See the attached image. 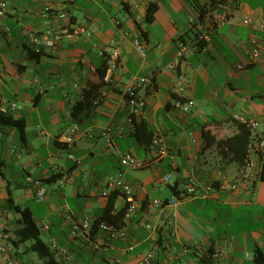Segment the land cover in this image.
Listing matches in <instances>:
<instances>
[{
  "label": "crops",
  "instance_id": "obj_1",
  "mask_svg": "<svg viewBox=\"0 0 264 264\" xmlns=\"http://www.w3.org/2000/svg\"><path fill=\"white\" fill-rule=\"evenodd\" d=\"M4 1L8 8L0 17V119L3 114L22 118L25 132L21 137L15 125L0 121V238L7 245V252L0 251V264H44L36 252L26 250L27 244L14 246L10 241L21 216L8 203L10 198L27 207L38 225L49 224L42 238L48 242L54 237L68 246L76 264H113L115 256L122 264H136L150 250L152 264H263L255 261L257 247L264 253L262 171L234 190L220 184L224 176L233 179L241 166L224 145L238 132L235 115L258 120V131L264 133V60L252 63L248 54L252 38L262 40L264 32L243 24L248 16L264 15V0H223L214 6L212 0ZM150 3L157 8L148 22ZM46 6L53 9L49 15L44 14ZM202 9L207 11L200 18ZM57 11H67L69 17L59 18ZM46 28H67L69 33L53 46L27 40L25 30ZM180 41L187 49L171 69ZM103 49L117 51L116 68L107 70L99 99L78 123L97 134L120 123L127 131L114 136V149L101 136L82 133L72 148L74 158H67L64 140L74 122L71 111L82 98L88 76L101 65ZM30 51H39V57ZM150 74L152 83L137 87L146 104L134 120L145 121L153 136L163 138L162 154L139 144L126 122L125 89ZM177 81L182 89L175 95ZM177 96L194 99V107L180 110L174 105ZM12 103L17 106L12 108ZM125 150L150 163L137 169L122 165ZM118 172L141 205L131 218H123L127 236L114 239L100 231L96 239L105 249L95 251L71 237L67 212L74 219L100 217L116 191L103 196L104 180ZM169 172L171 180L163 182ZM190 177L198 187L195 197L165 208L153 205L174 192L182 194ZM34 179L47 187L42 201L35 199ZM209 184L213 188L204 194ZM126 204V195L119 192L113 213Z\"/></svg>",
  "mask_w": 264,
  "mask_h": 264
},
{
  "label": "built area",
  "instance_id": "obj_2",
  "mask_svg": "<svg viewBox=\"0 0 264 264\" xmlns=\"http://www.w3.org/2000/svg\"><path fill=\"white\" fill-rule=\"evenodd\" d=\"M8 8V4L4 0H0V17H2ZM52 8L50 6H46L44 10L45 15H49L52 13ZM56 15L59 18L65 19L69 17L67 11H57ZM223 19V18H222ZM194 19H191L193 22ZM243 24L249 26L254 31L257 32H264V15L262 14H255L252 16H248L243 20ZM3 30L9 32V27L7 24H2ZM80 31H84L87 34H90L87 29L82 27H78ZM69 31L67 28H46L41 32H34L32 30H25V35L27 40L34 44H43L46 46H53L61 39L68 35ZM135 45L137 49L141 53H145V48L142 45L139 39H135ZM187 47L186 44L182 41L179 42L178 48L174 55L172 62L169 63L168 67L173 69L179 63L181 57L185 54ZM101 55L108 59V69H115L117 62V51H108L103 49L100 51ZM250 61L252 63H259L264 60V39L258 40L256 37L252 38V47L248 51ZM242 67V65H240ZM1 74L2 68L0 67V92H2V84H1ZM154 78V74H150L147 77H142L137 80L136 83L132 85H128L125 89V94L127 97V103L129 105V114L126 119V122L129 126L133 127L134 124V115L139 110H142L145 107V101L138 96L137 87L138 86H146L152 83ZM182 85L180 81L175 82L172 87V92L175 95H178L181 92ZM174 105L182 111H190L194 105L195 101L192 98L182 99L181 97L177 96L174 101ZM12 108L17 106L16 103L11 104ZM235 118L243 123H245L250 131V143L248 147L247 155L244 159V162L241 164L238 173L235 177L231 180H228L226 176L223 177V180L220 184L221 187L229 188V189H236L241 182L247 180L251 177H256L261 174V171L264 167V133L258 131L259 128V121L256 119H246L245 117L235 115ZM125 124H112L107 126L99 131L97 134L93 128H86L81 129L78 122H73L68 130V133L65 136V152H63L64 156L67 158H74V153L72 152V148L76 141V138L84 133L89 138H94L97 135L101 136L107 146L111 149L115 148L114 144V136H122L126 133ZM3 136V132L0 131V138ZM151 147L156 154H162L165 152V146L163 138L159 134H155L152 139ZM120 161L122 165L128 166L133 169H137L143 167L150 163V160H142L138 158L135 154H133L130 150H125L120 155ZM172 178V173L169 172L165 174L161 180L163 182H169ZM66 180V176L60 177L59 181L63 184ZM33 185L36 188L35 192V199L37 201H42L45 198L47 187L43 180L41 179H34ZM212 185H207L204 187L203 192L207 194L212 190ZM117 190L122 194L126 195L127 199V208L124 215V219L131 218L140 207V202L134 196V189L132 185L124 178L121 172L108 176L104 180V189L102 191L103 196H107L110 191ZM198 191L197 184L193 177H190L182 194H178L174 192L170 198L162 200L158 199L153 202L155 207L165 208L169 205L175 204L181 200H186L188 198H193L196 196ZM164 218L169 222L172 223L170 215L168 212L163 213ZM67 217L71 220L70 224V235L72 238L82 241L84 243H88L91 245L92 249L95 251H101L105 249V245H103L100 241H97L96 234L100 231L105 232L110 238H125L127 236V230L124 225H117L115 223H111L108 221H101L96 222L95 219L87 216L82 219H74L71 212H67ZM4 213L2 207L0 205V221L3 220ZM49 224H42L40 225L41 231H46L49 229ZM146 227L149 229H153L151 224L147 223ZM48 244H50L52 250L55 252L57 257L66 264H76L73 258L72 252L70 251L69 247L60 244L54 237H50L48 240ZM198 249L202 248L201 244H196ZM0 251L7 252V245L0 238ZM217 255V254H216ZM154 257V251L150 250L146 254H144L136 264H152V260ZM111 263L113 264H122L120 257H112L110 259Z\"/></svg>",
  "mask_w": 264,
  "mask_h": 264
},
{
  "label": "trees",
  "instance_id": "obj_3",
  "mask_svg": "<svg viewBox=\"0 0 264 264\" xmlns=\"http://www.w3.org/2000/svg\"><path fill=\"white\" fill-rule=\"evenodd\" d=\"M222 1L223 0H212L211 4L214 6L215 4H220ZM156 8L157 5L155 3H150L148 5L146 13V20L148 22L152 21ZM206 11L207 9L201 10L200 18L204 16ZM30 55L38 58L40 52L30 51ZM107 70L108 59L104 57L101 65L97 68L95 73L88 76L87 83L82 90V98L73 105L71 111V118L73 121L79 122L82 116L87 114L95 106V102L99 99L102 88L105 84H107V81L105 80ZM0 121L6 124L15 125L19 130L20 136L23 137L25 132V123L22 118H16L12 115L3 114L1 115ZM237 126L238 132L227 137L224 140V145L228 151L233 153L235 160L242 164L248 152L251 131L249 127L241 121L237 122ZM132 134L139 144L144 146L151 145L153 131L145 121L137 122L134 120ZM261 178L264 179V167ZM118 193L119 191L116 190L109 196V201L103 211V214L95 219L97 223L101 221H108L117 225H123V218L128 203L118 212L113 213L114 198ZM8 203L12 205L21 215L19 220L20 225L14 230L13 235L9 237L12 244L14 246L27 244L26 250L36 252L38 256L43 259L44 264H66L57 257L50 244L42 238L40 225H38L34 220L31 211L27 207H21L19 204H15L12 198L9 199ZM256 250L255 261L264 264V253L258 247Z\"/></svg>",
  "mask_w": 264,
  "mask_h": 264
},
{
  "label": "rangeland",
  "instance_id": "obj_4",
  "mask_svg": "<svg viewBox=\"0 0 264 264\" xmlns=\"http://www.w3.org/2000/svg\"><path fill=\"white\" fill-rule=\"evenodd\" d=\"M43 238H45V239H46V236H45V235H43Z\"/></svg>",
  "mask_w": 264,
  "mask_h": 264
}]
</instances>
